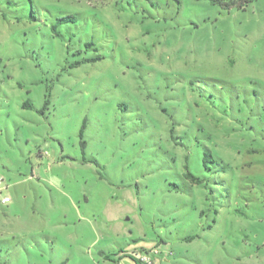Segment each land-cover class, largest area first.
Returning a JSON list of instances; mask_svg holds the SVG:
<instances>
[{
    "label": "rangeland",
    "instance_id": "rangeland-1",
    "mask_svg": "<svg viewBox=\"0 0 264 264\" xmlns=\"http://www.w3.org/2000/svg\"><path fill=\"white\" fill-rule=\"evenodd\" d=\"M153 249L264 264V0H0V264Z\"/></svg>",
    "mask_w": 264,
    "mask_h": 264
},
{
    "label": "trees",
    "instance_id": "trees-1",
    "mask_svg": "<svg viewBox=\"0 0 264 264\" xmlns=\"http://www.w3.org/2000/svg\"><path fill=\"white\" fill-rule=\"evenodd\" d=\"M211 5L217 6L219 8L225 9V10H244L250 3H252L255 0H206ZM73 17H69L66 19H62L61 21L67 22V21H73ZM24 107H29L27 103L24 104ZM133 261L136 264H141L136 258H132Z\"/></svg>",
    "mask_w": 264,
    "mask_h": 264
},
{
    "label": "built area",
    "instance_id": "built-area-1",
    "mask_svg": "<svg viewBox=\"0 0 264 264\" xmlns=\"http://www.w3.org/2000/svg\"><path fill=\"white\" fill-rule=\"evenodd\" d=\"M3 203L8 202V198H4L2 200ZM160 253L153 249L150 250L149 252H144L136 255V259L141 263V264H155L154 262V256L159 255Z\"/></svg>",
    "mask_w": 264,
    "mask_h": 264
},
{
    "label": "crops",
    "instance_id": "crops-1",
    "mask_svg": "<svg viewBox=\"0 0 264 264\" xmlns=\"http://www.w3.org/2000/svg\"><path fill=\"white\" fill-rule=\"evenodd\" d=\"M5 198H7V197H5Z\"/></svg>",
    "mask_w": 264,
    "mask_h": 264
}]
</instances>
